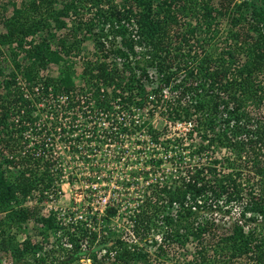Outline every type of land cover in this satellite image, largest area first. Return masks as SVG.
I'll list each match as a JSON object with an SVG mask.
<instances>
[{"label": "trees", "instance_id": "trees-1", "mask_svg": "<svg viewBox=\"0 0 264 264\" xmlns=\"http://www.w3.org/2000/svg\"><path fill=\"white\" fill-rule=\"evenodd\" d=\"M105 1L112 2H11L12 14L0 18L1 40L24 81L0 67V264L5 256L11 264H156L204 240L224 261H207L202 246L185 264L242 257L264 264V0ZM86 33L95 34L94 51L81 55ZM50 62L60 67L55 76L41 73ZM37 103L94 117L80 127L54 124L72 157L146 129L151 150L164 149L170 167L138 190L114 225L119 202L103 214L90 202L64 216L40 213L30 202L57 198L63 166L55 137L33 114ZM156 111L189 129L160 140L169 126L151 124ZM136 113L143 120L134 124ZM146 165L131 176L147 179L154 170ZM28 222L54 233L50 246L19 239Z\"/></svg>", "mask_w": 264, "mask_h": 264}, {"label": "rangeland", "instance_id": "rangeland-1", "mask_svg": "<svg viewBox=\"0 0 264 264\" xmlns=\"http://www.w3.org/2000/svg\"><path fill=\"white\" fill-rule=\"evenodd\" d=\"M120 0H112V2L110 1H105L102 2V4L104 6H106L107 4H115L118 3ZM14 2L16 4H21V3H25L28 2V0H0V18L2 16H7L9 17L12 12H13V7H12V3ZM92 2L88 3V6H90ZM213 3L216 5L217 0H213ZM82 4V3H81ZM70 21L68 20V27H70ZM6 31L4 25L1 23V19H0V67L2 68L4 73H13V75H15L16 79L18 80L19 84L24 83V81L22 80V77L19 73H16L11 62L10 59L8 57V53L6 52V48L8 47V44H5L2 40H1V36L2 34H4ZM66 30H63V32H65ZM52 34L55 32L59 37V34L57 33L56 28L52 27L51 31ZM42 32H37L36 34H34L32 37L28 36L25 41L29 42L31 39L36 38L37 34H40ZM95 36L94 33H86L82 39V42L80 44V54H85V55H90L93 51H94V39L93 37ZM9 46H11L9 44ZM74 54V52H73ZM77 58V57H76ZM76 58H70L68 57V60H77ZM79 61V60H78ZM76 62V66L79 70V66L80 63ZM59 65L53 62L48 63L47 67L41 71V73H47L49 75H57L58 71H59ZM1 79V77H0ZM3 92V90H2ZM59 104V103H58ZM62 104V102L60 103ZM36 110L33 112V114L39 115V122H41V124H43L47 130H49L51 132V134L57 139V144L59 143L58 141V134L61 133L62 131L55 129L53 126L54 124H58L57 121L59 123H64V125H62L63 127L65 126V124H70L71 122H73L74 124H78L75 125V127H80L79 124H81L82 122H84L85 120H87V122H90L92 119H94V117L90 114V113H78V114H74L71 111V108H62L60 110L55 111V108H60L58 105L56 107L49 108L48 111L46 112V110L44 109V105L41 103H37L36 105ZM59 113H60V118H59ZM58 114V115H57ZM75 116V117H74ZM166 116V115H165ZM153 125L157 128H162L164 125V120L163 118H161L158 115L155 117V119L153 120ZM27 133V132H26ZM30 134V133H28ZM33 136V135H32ZM61 140L63 139V134H61ZM34 137V136H33ZM55 141V140H54ZM56 144V141H55ZM60 150L62 151L61 153V157H59V162L62 163L63 169H65V172L63 171V176H62V182L60 183V188L61 191L58 192V196L56 199L54 200H50V201H40L37 202L35 201H31L30 204H35L37 205L39 212L40 213H47L51 210L57 211L60 208L63 207H68L70 206L72 203V197L75 195H77L78 198H80V200L78 201L77 204H83V202H90L92 199H95L96 194H98L99 191V195H110L113 196V193H115L114 197H116V199L119 202L118 205V212L117 215L115 217H112V225L115 224V222L120 221L121 218H125V214L128 210V208L131 207L130 204H133V202H131V200L133 199L131 197L130 202L127 201V199H123L121 194L126 193L125 195L127 197L132 196L131 194H133V196L135 197V195L138 194V192H136L135 190H131L129 189V185L123 186V190L121 189V186L119 185V189L114 188V184L117 180H119L120 176H122V178L124 180H126V176L128 173V170L125 169V166H122L120 168H118L116 170V172L114 173H110L109 176L105 177V182H103L101 184H98L96 189L93 191L94 195L92 196L91 193L88 192V187H85L84 185V175H81L79 178L77 177V175L81 172L79 169V167L76 165L77 164V160L74 158H70L69 157V153L63 149V147H60ZM148 154H152L154 156L160 157L162 159L163 162L160 163V167L159 168H163L164 170H168L170 165L168 163L167 160H164V155H165V151L164 149H162V151L160 153H155L153 151L148 152ZM68 172L71 173V175L73 176H66L65 174H67ZM115 173H117V176H115ZM66 178H68V181L70 184L66 183ZM154 178V177H153ZM73 183H75L74 186ZM115 190H117V192H115ZM88 194V195H86ZM89 196V197H88ZM120 198H122L121 200H119ZM76 205V204H75ZM237 209V208H236ZM119 216V218H118ZM221 214L216 215L214 217L218 218L219 221H221ZM232 219L235 217H238V212L237 210L235 211V209L233 210L232 214H231ZM224 218V217H222ZM98 227H96L97 229ZM44 230V231H42ZM25 236L30 237L32 242H37L40 244H48L49 246L50 244L53 242V240L55 239V235L54 233L49 232L48 230H45L44 228H42L40 226V224L35 223V222H28L23 228L22 231L19 233L18 237L19 239L24 238ZM195 243L193 241H189L188 243H186L184 249H171L169 254L167 255V257H163L160 258V260L156 261V264L159 263V261L161 262H166L169 263H174V264H185V262H187L188 260H191L194 256L195 251L197 250V247H204L205 249L203 250L204 252V257H206L205 259L207 261H212V260H216L217 261H224V258H222V256H220V258H218V255H215L214 253V249L209 247L208 242L205 243V240L203 241V244H198L197 246H195ZM12 259L11 257L5 256L4 261L1 262V264H11ZM91 260L89 258H86L85 261H82V264H91ZM155 262V261H154ZM73 264H77V263H73ZM234 264H252L250 261L247 260V258H240L237 260H234Z\"/></svg>", "mask_w": 264, "mask_h": 264}, {"label": "built area", "instance_id": "built-area-1", "mask_svg": "<svg viewBox=\"0 0 264 264\" xmlns=\"http://www.w3.org/2000/svg\"><path fill=\"white\" fill-rule=\"evenodd\" d=\"M158 113L159 111H156L154 117L150 119L152 125H153V120L158 115ZM144 116L147 117V115ZM100 117L102 118V120H105L103 118L104 115L101 114ZM117 117L118 119L121 120L122 118L127 117V114L125 112H121L117 114ZM160 117L163 118L164 125L167 124L169 126V131L162 138H160V140L168 139L173 134L177 135L178 132L184 133L189 129L190 125L188 124V122H176L173 124L172 121L168 120L166 116L164 117L160 116ZM132 118L134 124L140 123L143 120L142 118L138 117V113L132 115ZM157 129H161V128H157ZM60 136L61 134L59 133L58 144H57V139L55 138L56 141V144L54 145L55 151L57 152V154L61 155L62 151L60 150V147L61 148L63 147V149H65L69 153L70 158L73 159L75 158L77 160L76 165L79 167L81 171H84L79 173L77 177L79 178L81 175H84L83 176L85 180L84 185L85 187H88V190L89 189L95 190L98 184L102 183L103 185V182H105V177L109 176L111 172L112 173L116 172V170L122 166H125V169L128 170L126 180H124L122 176H120L119 180L115 182L114 188L119 189L120 188L119 185H120L121 189L123 190L124 183L128 182L129 189L135 190L136 192H138L140 188L144 187L150 181H154L155 179L162 180L163 173L166 172V170H164L163 168L158 169L157 166L153 165L154 162L151 161L152 156L151 154H148L147 151H152L151 150L152 145H150L151 143L148 138L149 136L146 135V129L137 130L136 132H132L131 134L128 135L127 134L120 135L119 140L111 141L110 139H108V142H104L98 145L92 144L89 147L84 148L80 156L77 155L75 157L71 156L69 145L67 144L64 145L63 143L64 141H61ZM168 156H169L168 153L165 152L163 159L167 160L169 158ZM155 158H157V156ZM144 160H147V164H151V165H146L144 167V170L149 171L150 168H153L154 171L149 172L148 174L149 176L147 179H143L144 177L141 174L138 175L137 177L131 176L130 172L135 170H140L143 168ZM63 171L65 172V169H63ZM65 175L73 176L71 175L70 172H68ZM115 176H117V173H115ZM66 183L70 184L68 178H66ZM74 185L75 183H73L72 186ZM88 192L91 193L92 196L94 195V192H90V191ZM115 192H117V190H115ZM125 194L126 193L121 194L122 196L120 197L122 198L127 197ZM133 194H131L132 196L128 197V200H130L131 197L135 199L137 196H140L139 194H137L134 197ZM96 195L98 196H96L95 199H92L90 203V205L93 207L92 212L98 210L99 214H103L108 206L114 205V203L118 202L116 197H114L115 193H113V196H110L109 194L99 195V191H98V194ZM122 198H120L119 200H121ZM50 200H54V199L49 197V199L45 201H50ZM79 200L80 198H78L77 195L74 194L71 200L74 203H72L68 207H63L58 209L57 210L58 216L60 214L64 216L69 212V210H75L78 207H81L80 204H77ZM87 203L88 202H83V205H86ZM83 215L84 212H81V210H79L76 213V217L79 219H82ZM68 219L69 217L66 218V222L68 221ZM128 228L129 227H127V230Z\"/></svg>", "mask_w": 264, "mask_h": 264}]
</instances>
